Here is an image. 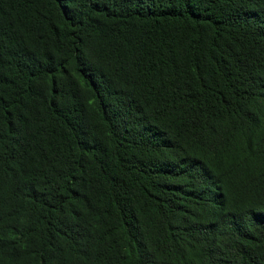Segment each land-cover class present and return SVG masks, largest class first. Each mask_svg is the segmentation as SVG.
I'll use <instances>...</instances> for the list:
<instances>
[{
	"label": "trees",
	"instance_id": "16d2710c",
	"mask_svg": "<svg viewBox=\"0 0 264 264\" xmlns=\"http://www.w3.org/2000/svg\"><path fill=\"white\" fill-rule=\"evenodd\" d=\"M0 264H264V0H0Z\"/></svg>",
	"mask_w": 264,
	"mask_h": 264
}]
</instances>
